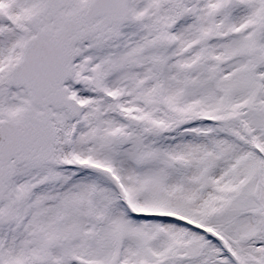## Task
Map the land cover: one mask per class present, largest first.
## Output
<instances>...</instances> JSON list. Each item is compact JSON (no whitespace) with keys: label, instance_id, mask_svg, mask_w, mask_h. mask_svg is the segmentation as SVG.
<instances>
[{"label":"snow or ice","instance_id":"1","mask_svg":"<svg viewBox=\"0 0 264 264\" xmlns=\"http://www.w3.org/2000/svg\"><path fill=\"white\" fill-rule=\"evenodd\" d=\"M0 264H264V0H0Z\"/></svg>","mask_w":264,"mask_h":264}]
</instances>
